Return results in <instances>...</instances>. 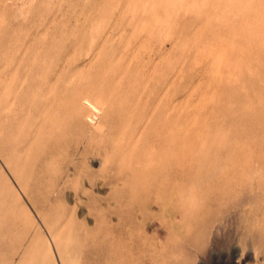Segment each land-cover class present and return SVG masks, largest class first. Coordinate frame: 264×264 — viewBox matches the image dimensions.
<instances>
[{"label": "rangeland", "instance_id": "374dc122", "mask_svg": "<svg viewBox=\"0 0 264 264\" xmlns=\"http://www.w3.org/2000/svg\"><path fill=\"white\" fill-rule=\"evenodd\" d=\"M0 76V264H264V0H0Z\"/></svg>", "mask_w": 264, "mask_h": 264}, {"label": "bare ground", "instance_id": "6f19581e", "mask_svg": "<svg viewBox=\"0 0 264 264\" xmlns=\"http://www.w3.org/2000/svg\"><path fill=\"white\" fill-rule=\"evenodd\" d=\"M102 41H103V40H102ZM22 46H23V45H21V47H22ZM23 48H25V46H24ZM26 48H27V47H26ZM26 48H25V49H26ZM18 49H19V47H18ZM27 49H28V48H27ZM20 50H21V49H20ZM28 51H29V50H28ZM94 51H95V50H94ZM24 52H25V51H24ZM94 53H95V52H94ZM94 53H93V54H94ZM130 53H131V52H130ZM26 54H28V52H27ZM96 54H97V53H96ZM29 55H31V54H29ZM91 55H92V54H91ZM122 55H126V53H125V54L123 53ZM24 56H25V55H24ZM27 56H28V55H27ZM96 56H97V55H96ZM34 57H36V56L34 55ZM40 57H41V56H40ZM127 57H128V56H127ZM32 58H33V57H31V60L34 59V58H33V59H32ZM36 58H37V57H36ZM38 58H39V56H38ZM122 58H123V57H122ZM24 59H25V58H24ZM26 59H27V58H26ZM133 59H134V58H133ZM135 59H136V58H135ZM146 59H147V58H146ZM27 60H28V59H27ZM31 60H30V61H31ZM39 60H41V58H40ZM54 60H55V59H54ZM64 60H65V59H64ZM66 60L68 61L67 58H66ZM113 60H114V59H113ZM149 60H150V59H149ZM16 61H17V60H16ZM21 61H22V60H21ZM21 61H20V63H21ZM24 61H25V60H24ZM30 61H28V62H30ZM34 61H35V60H34ZM37 61H38V60H37ZM43 61H44V60H43ZM43 61H42V62H43ZM51 61H52V60H51ZM114 61H115V60H114ZM122 61H123V60H122ZM128 61H129V60H128ZM146 61H147V60H146ZM17 62H18V61H17ZM25 62H26V61H25ZM25 62H24V65L26 64V65H27L26 67H28V64L25 63ZM40 62H41V61H40ZM40 62H39V63H40ZM45 62H46V63H49L50 61H49V62L45 61ZM45 62L42 63V64H46ZM58 62H59V61H58ZM117 62H118V61H117ZM117 62H116V63H117ZM123 62H124V61H123ZM151 62H152V61H151ZM10 63H11V62H10ZM10 63H9V64H10ZM12 63H13V62H12ZM12 63H11V65H13ZM15 63H16V62H15ZM60 63H61V62H60ZM68 63H69V62H68ZM125 63H126V62H125ZM16 64H17V63H16ZM18 64H19V63H18ZM35 64H36V62H35ZM50 64H51V63H50ZM63 64H64V63H63ZM65 64H66V62H65ZM109 64H110V63H109ZM119 64H120V63H119ZM121 64H122V63H121ZM126 64L129 65L128 62H127ZM126 64H125V65H126ZM144 64H145V63H144ZM19 65H21V64H19ZM30 65H31V63H30ZM38 65L43 66V65H41V64H38ZM57 65H58V64H57ZM67 65H68V64H67ZM112 65H113V64H112ZM115 65H116V64H115ZM117 65H118V64H117ZM117 65H116V66H117ZM125 65H124V66H125ZM31 66L33 67V65H31ZM36 66H37V65H36ZM50 66H51V65H50ZM64 66H65V65H64ZM129 66H130V65H129ZM10 67H11V66H10ZM18 67H22V66H18ZM18 67H17V68H18ZM45 67H46V66H45ZM45 67H42V68L46 69ZM55 67H56V66H55ZM61 67H63V66L61 65ZM69 67H70V66H69ZM108 67H109V66H108ZM127 67H128V66H127ZM38 68H39V67H38ZM111 68H112V67H111ZM111 68H110V69H111ZM116 68H117V67H116ZM116 68H115V69H116ZM146 68H147V67H146ZM146 68H145V69H146ZM11 69H12V68H11ZM11 69H10V70H11ZM31 69H32V68H31ZM31 69H30V70H31ZM34 69H35V68H34ZM34 69H33V70H34ZM53 69H54V68H53ZM63 69H64V68H63ZM107 69H108V68H107ZM119 69H120V67H119ZM135 69H136V68H135ZM137 69H138V67H137ZM147 69H148V68H147ZM8 70H9V68H8ZM40 70H41V69H40ZM42 70H43V69H42ZM42 70H41V71H42ZM47 70H48V68H47ZM49 70H50V69H49ZM49 70H48V71H49ZM55 70H56V69H55ZM60 70L62 71V69H60ZM64 70H65V69H64ZM64 70H63V72H64ZM67 70L69 71V69H66V72H67ZM128 70H129V68H128ZM138 70H139V69H138ZM138 70H137V71H138ZM148 70L150 71V69H148ZM11 71H12V70H11ZM25 71H26V73L28 72L27 69H26ZM36 71H37V70H36ZM43 71H44V70H43ZM43 71H42V72H43ZM106 71H107V70H106ZM106 71H103V72L105 73ZM113 71H114V70H113ZM119 71H120V70H119ZM126 71H127V69H126ZM8 72H9V71H8ZM29 72H30V71H29ZM31 72H32V71H31ZM38 72H39V71H38ZM56 72H57V71H56ZM59 72H60V71H59ZM74 72L76 73L77 71H74ZM111 72H112V71H111ZM111 72H110V73H111ZM116 72H118V70H117ZM147 72H148V71H147ZM10 73H11V72H10ZM47 73H48V72H47ZM47 73H46V75H47ZM51 73H52V72H50V74H51ZM60 73H61V72H60ZM78 73H79V72H77L76 74L78 75ZM112 73H113V72H112ZM121 73H123V71H121ZM126 73H127V72H126ZM140 73H141V72H140ZM149 73H150V72H149ZM151 73H152V72H151ZM30 74H31V73H30ZM30 74L27 73V75H30ZM34 74H35V73H34ZM39 74H41V73L39 72ZM42 74H43V73H42ZM44 74H45V71H44ZM48 74H49V73H48ZM50 74H49V75H50ZM63 74H65V72H64ZM71 74H72V73H71ZM73 74H74V73H73ZM73 74H72V76L75 75V74H74V75H73ZM79 74H80V73H79ZM81 74H82V73H81ZM81 74H80V75H81ZM102 74H103V73H102ZM130 74H131V73H130ZM49 75H48V76H49ZM58 75H59V74H58ZM84 75H85V74H84ZM106 75H107V74H106ZM112 75H114V74H112ZM124 75H125V72H124L123 75L121 74L120 76L123 77ZM126 75H127V74H126ZM132 75H133V73H132ZM134 75H136V74H134ZM138 75H139V74H138ZM138 75H137V76H138ZM141 75H142V73H141ZM148 75H149V74H148ZM151 75H152V74H151ZM151 75H150V76H151ZM8 76H9V75H8ZM40 76L43 77V75H40ZM50 76H52V75H50ZM50 76H49V77H50ZM69 76H70V75H69ZM75 76H76V75H75ZM75 76H74V78H75ZM0 77H1V76H0ZM2 77H3V75H2ZM23 77H26V76H23ZM53 77H54V76H53ZM55 77H56V76H55ZM65 77H66V76H65ZM80 77H81V76H80ZM80 77H78V79H79ZM91 77H92V76H91ZM97 77H98V76H97ZM116 77H117V76H116ZM134 77H135V76H134ZM145 77H146V76H145ZM33 78H34V77H33ZM46 78H47V77H46ZM60 78H61V77H60ZM71 78H72V77H71ZM83 78H84V76H83ZM89 78H90V77H89ZM112 78H115V77H112ZM112 78H111V79H112ZM118 78H119V77H118ZM118 78H117V79H118ZM135 78H136V77H135ZM140 78H142V77H140ZM143 78H144V77H143ZM146 78H147V77H146ZM0 79H2V78H0ZM6 79H7V78H6ZM30 79H31V78H30ZM50 79H51V78H50ZM53 79H54V78H53ZM53 79H52V80H53ZM57 79H59V76H58ZM61 79H62V78H61ZM68 79H69V78H68ZM76 79H77V78H76ZM81 79H82V78H81ZM108 79H109V78H108ZM120 79H121V77H120ZM130 79H131V78H130ZM26 80H28V78H26ZM41 80H43V79H41ZM47 80H48V79H47ZM62 80H64V78H63ZM69 80H70V79H69ZM85 80H86V78L83 80V82H84ZM88 80H89V79H88ZM122 80H124V79H122ZM139 80H140V79H139ZM145 80H146V79H145ZM21 81H23L22 78H21ZM21 81H20V82H21ZM28 81H29V80H28ZM33 81H34V79H33ZM35 81H36V80H35ZM37 81H38V80H37ZM37 81H36V82H37ZM43 81H44V80H43ZM45 81H46V80H45ZM55 81H56V79H55ZM57 81H58V80H57ZM76 81H77V80H76ZM79 81H80V80H79ZM106 81H107V80H106ZM115 81H116V80H115ZM115 81H114V82H115ZM118 81H119V80H118ZM141 81H142V80H141ZM11 82H12V81H11ZM20 82H19V83H20ZM25 82H26V81H25ZM30 82H31V81H30ZM48 82H49V81H48ZM50 82H51V81H50ZM59 82H60V81H59ZM77 82H78V81H77ZM80 82H81V81H80ZM111 82H112V81H111ZM146 82H147V81H146ZM2 83H4V81H3ZM2 83H1V84H2ZM31 83H32V82H31ZM46 83H47V81H46ZM46 83H45V84H46ZM60 83H61V82H60ZM65 83H66V82H65ZM65 83H64V84H65ZM70 83H71V82H70ZM72 83H73V82H72ZM74 83H75V82H74ZM84 83H85V82H84ZM101 83H102V82H101ZM117 83H118V82H117ZM119 83H120V82H119ZM122 83H123V82H122ZM138 83H139V82H138ZM143 83H144V82H143ZM1 84H0V85H1ZM16 84H17V83H16ZM21 84H22V83H21ZM28 84H29V83H28ZM38 84H40V83H38ZM50 84H51V83H50ZM64 84H63V85H64ZM87 84H88V83H87ZM90 84H91V83H90ZM96 84H97V83H96ZM120 84H121V83H120ZM120 84H119V85H120ZM125 84H126V83H125ZM132 84H133V83H132ZM9 85H10V84H9ZM9 85L7 84V86H9ZM13 85H14V84H13ZM13 85H12V86H13ZM23 85H24V83L22 84V86H23ZM31 85H32V84H30L29 87H30ZM42 85H43V84H42ZM46 85H47V84H46ZM52 85H53V84H52ZM54 85H55V84H54ZM61 85H62V84H61ZM76 85H77V84H76ZM76 85H75V86H76ZM109 85H110V83H109ZM142 85H143V84H142ZM144 85H145V84H144ZM7 86H6V87H7ZM17 86H18V84H17ZM49 86H50V85H49ZM49 86H47V87H49ZM72 86H73V85H72ZM101 86H102V85H101ZM111 86H113V84H111ZM114 86H115V85H114ZM167 86H168V85H167ZM9 87H10V86H9ZM18 87H19V86H18ZM32 87H33V86H32ZM32 87H30V88H32ZM42 87H44V86H42ZM47 87H46V88H47ZM51 87H53V86H51ZM55 87H56V86H55ZM78 87H79V86H78ZM83 87H85V86H83ZM83 87H81V88L83 89ZM108 87H109V86H108ZM115 87H116V86H115ZM130 87H132V86L130 85ZM135 87H136V86H135ZM146 87H147V86H146ZM3 88H5V87H3ZM7 88H8V87H7ZM13 88H15V87H13ZM20 88H21V87H20ZM58 88H59V86H58ZM62 88H63V87H62ZM64 88H66V87H64ZM89 88H90V87H89ZM110 88H111V87H110ZM112 88H113V87H112ZM112 88H111V89H112ZM116 88H118V87H116ZM119 88H120V87H119ZM132 88H133V87H132ZM23 89H24V88H23ZM27 89H28V86H27ZM34 89H35V88H33V90H34ZM40 89H41V88H40ZM48 89H50V88H48ZM48 89H47V90H48ZM52 89H53V88H52ZM54 89H55V88H54ZM56 89H57V88H56ZM56 89H55V90H56ZM72 89H73V88H72ZM114 89H115V88H114ZM114 89H113V91H114ZM133 89H134V88H133ZM164 89H165V88H164ZM168 89H169V88H168ZM12 90H13V89H12ZM16 90H17V89H16ZM16 90H13V91H11V92H14V91H16ZM35 90H36V89H35ZM38 90H39V89H38ZM41 90L43 91V89H41ZM50 90H51V89H50ZM50 90H49V91H50ZM67 90H68V92H70L69 90H71V89H70V88H69V89L67 88ZM76 90H78V89H76ZM83 90H84V89H83ZM94 90H95V89H94ZM96 90H97V89H96ZM106 90H107V88H106ZM108 90H109V89H108ZM139 90H140V89H139ZM0 91H1V90H0ZM4 91H6V90H4ZM8 91H9V88H8ZM8 91H7L6 93H8ZM21 91H22V90H21ZM26 91H27V90H25V92H26ZM51 91L53 92V90H51ZM63 91H66V90H65V89L62 90V94H63ZM71 91H72V90H71ZM80 91H81V89H80ZM85 91H86V90H85ZM91 91H92V90H91ZM115 91H116V90H115ZM115 91H114V93H117V92H118V90H117L116 92H115ZM127 91H128V90H127ZM127 91H126V93H128ZM11 92H10V93H11ZM18 92H19V91H18ZM28 92H29V91H28ZM37 92H38V91H37ZM39 92H40V91H39ZM72 92H73V91H72ZM74 92H75V91H74ZM86 92H87V91H86ZM88 92H89V91H88ZM88 92H87V93H88ZM108 92H109V91H108ZM110 92H112V90H110ZM120 92H121V90H120ZM122 92H125V91L122 90ZM134 92H135V91H134ZM142 92H143V91H142ZM144 92H145V91H144ZM166 92H167V91H166ZM23 93H24V92H23ZM35 93H36V92H35ZM57 93H58V92L56 91V94H55V95H58ZM77 93H79V91H77ZM89 93H90V92H89ZM2 94H3V92H2ZM2 94H1V95H2ZM14 94H15V93H14ZM44 94H45V91H44ZM44 94L42 93L41 96L43 97ZM48 94H49V92H48ZM68 94L71 95L70 93H68ZM107 94H108V93H107ZM107 94H106V95H107ZM109 94H110V93H109ZM112 94H113V92H112ZM119 94H121V93H119ZM10 95H11V94H10ZM24 95H25V94H24ZM28 95H29V94H28ZM38 95H39V94H38ZM46 95H47V93H46ZM60 95H61V94H60ZM73 95H74V94H73ZM76 95H77V94H76ZM89 95H90V94H89ZM97 95H98V94H97ZM125 95H126V94H125ZM127 95H129V94H127ZM127 95H126V96H127ZM130 95H131V94H130ZM130 95H129V96H130ZM26 96H27V95H26ZM36 96H37V95H36ZM41 96H40V97H41ZM63 96H64V95H63ZM63 96H62V97H63ZM116 96H117V95H116ZM121 96H123V95H121ZM121 96H120V98H123V99H124V97H121ZM145 96H146V95H145ZM1 97H2V96H1ZM17 97L19 98V96H17ZM33 97H34V96H33ZM56 97H57V96H56ZM60 97H61V96H60ZM64 97H65V96H64ZM72 97H73V96H72ZM82 97H83V96H82ZM110 97H111V95H110ZM134 97H137V96L135 95ZM138 97H139V96H138ZM8 98H9V97H8ZM15 98H16V97H15ZM20 98H22V96H21ZM23 98H24V97H23ZM25 98H26V97H25ZM28 98H30V97H28ZM36 98H37V97H36ZM43 98H45V96H44ZM53 98H54V97H53ZM78 98H79V97H78ZM86 98L89 99V97H86ZM99 98H100V97H99ZM13 99H14V98H13ZM30 99H31V98H30ZM30 99H29V100H30ZM32 99H33V98H32ZM38 99L41 100V98H39V97H38ZM50 99L52 100V98H50ZM65 99H66V98H65ZM76 99H77V98H76ZM79 99H80V98H79ZM95 99H96V98H95ZM108 99H109V98H108ZM110 99H111V98H110ZM131 99H132V98H131ZM135 99H136V98H135ZM135 99H134V100H135ZM11 100H12V99H11ZM11 100H10V101H11ZM16 100H19V99H16ZM20 100H21V99H20ZM26 100H27V99H26ZM44 100H45V101H46V100L49 101L47 98L44 99ZM59 100H60V99H59ZM59 100H57V101L59 102ZM61 100L63 101V99H61ZM73 100H74V99H73ZM116 100H117V99H116ZM144 100H146V99H144ZM167 100H168V99H167ZM22 101H23V100H22ZM32 101H33V100H32ZM47 101H46V103H48ZM98 101H99V100H98ZM113 101H114V100H113ZM124 101H125V99H124ZM128 101H129V98H128ZM155 101H156V100H155ZM157 101H158V100H157ZM160 101H161V100H160ZM165 101H166V100H165ZM18 102H20V101H18ZM24 102H25V99H24ZM26 102H27V101H26ZM36 102H37V100H36ZM41 102H43V101H41ZM53 102H54V101H53ZM55 102H56V101H55ZM81 102H82V101H81ZM96 102H97V99H96ZM105 102H106V101H105ZM125 102H126V101H125ZM130 102H131V101H130ZM137 102H138V101H137ZM137 102H136V103H137ZM141 102L143 103V101H141ZM145 102H146V101H145ZM158 102H159V101H158ZM1 103H2V101H1ZM29 103H30V102H29ZM34 103H35V102H32V103H31V104H33L32 106H34ZM84 103H86V101H85ZM98 103H99V102H98ZM112 103H113V102H112ZM128 103H129V102H128ZM134 103H135V102H134ZM155 103H156V102H155ZM155 103H154V104H155ZM159 103H160V102H159ZM166 103H167V102H166ZM8 104H9V106H10V105L13 104V103H11V102L9 103V102H8ZM15 104H16V103H15ZM19 104H20V103H19ZM19 104H18V105H19ZM23 104H24V103H23ZM25 104H26V103H25ZM25 104H24V105H25ZM27 104H28V102H27ZM35 104H36V103H35ZM39 104H40V103H39ZM39 104L37 103V105H39ZM51 104H52V103H51ZM53 104H55V103H53ZM53 104H52V105H53ZM72 104H73V103H72ZM91 104H92V103H91ZM91 104H88V106H89V108L92 110V115L89 116V117H87V119H85V120H86V122H87L88 124H91V125H92V124H95L94 121L96 120V115H98V110L94 107L96 104H95L94 106L91 105ZM101 104H102V103H101ZM110 104H111V103H110ZM115 104H116V103H115ZM120 104H121V103H120ZM122 104H123V103H122ZM126 104H127V103H125V105H126ZM132 104H133V103H132ZM132 104H131V105H132ZM143 104H144V103H143ZM143 104H142V106H143ZM145 104H146V103H145ZM160 104H161V103H160ZM1 105H2V104H1ZM1 105H0V106H1ZM3 105H4V104H3ZM37 105H36V106H37ZM40 105H41V104H40ZM43 105H44V104H43ZM43 105H42V106H43ZM45 105H47V104H45ZM60 105H61V104H60ZM60 105H58V106H60ZM68 105H69V104H68ZM74 105H76V104H74ZM79 105H80V104H79ZM99 105H100V104H99ZM102 105H103V104H102ZM131 105H129V106H131ZM135 105H136V107H137V104H135ZM135 105H134V106H135ZM161 105H162V104H161ZM169 105H170V104H169ZM21 106H22V102H21ZM21 106H20V107H21ZM30 106H31V105H30ZM48 106H49V105H48ZM54 106H55V105H54ZM56 106H57V105H56ZM80 106H81V105H80ZM116 106H118V105H116ZM139 106H140V105H139ZM142 106H141V107H142ZM157 106H158V105H157ZM2 107H4V106H2ZM15 107L17 108V106H15ZM15 107L12 106L11 108L14 109ZM18 107H19V106H18ZM24 107H25V106H24ZM39 107H40V106H39ZM51 107H52V106H51ZM62 107L64 108V106H62ZM65 107H66V106H65ZM106 107H107V106H106ZM126 107H127V106H126ZM136 107H135V108H136ZM165 107H166V106H165ZM167 107H168V106H167ZM0 108H1V107H0ZM8 108H9V107H8ZM27 108H28V107H27ZM35 108H37V107H35ZM35 108H34V110H35ZM41 108H43V107H41ZM41 108H40V109H41ZM45 108H46V106H45ZM45 108H44V109H45ZM49 108H50V107H49ZM55 108H57V107H55ZM81 108H82V107H81ZM84 108L86 109V107H84ZM100 108H101V107H100ZM100 108H99V109H100ZM103 108L105 109V106H104ZM128 108H129V107H128ZM149 108H150V107H149ZM151 108H152V107H151ZM155 108H156V107H155ZM163 108H164V106H163ZM3 109H4V108H3ZM5 109H7V108L5 107ZM21 109H22V108H21ZM25 109H26V108H25ZM31 109L33 110V107H32ZM37 109H38V108H37ZM51 109H52V108H51ZM57 109H59V108H57ZM66 109H67V108H66ZM79 109H80V108H79ZM82 109H83V108H82ZM129 109H130V108H129ZM132 109H133V106H132ZM169 109H170V107L168 108V110H169ZM0 110H1V109H0ZM15 110H16V109H15ZM26 110H28V112H29V109H26ZM26 110H25V112H26ZM38 110H39V109H38ZM42 110H43V109H42ZM42 110H41V111H42ZM47 110H48V109H47ZM49 110H50V109H49ZM49 110H48V111H49ZM80 110H81V109H80ZM126 110H127V109H126ZM126 110H125V111H126ZM140 110H141V112L139 111V112H140V113H138L139 115H140L141 113H143V112H142V109H140ZM156 110H157V109H156ZM156 110H155V112H156ZM168 110H167V112H169ZM1 111H2V110H1ZM53 111H54V110H53ZM58 111H60V110H58ZM62 111H64V109H63ZM81 111H83V110H81ZM87 111H88V110H87ZM125 111H124V112H125ZM128 111H129V110H128ZM135 111H136V109L134 110V112H135ZM153 111H154V110H153ZM8 112H10V111H8ZM12 112H13V111H12ZM21 112H22V111H21ZM25 112H22L21 114H23V113H25ZM51 112H52V111H51ZM54 112H55V114L53 113V115L56 116V111H54ZM77 112H78V111H77ZM85 112H86V111H85ZM129 112H130V111H129ZM134 112H133V113H134ZM137 112H138V111H137ZM150 112H151V111H150ZM165 112H166V111H165ZM1 113L3 114V112H0V114H1ZM14 113H15V112H14ZM19 113H20V110H18V114H19ZM29 113H30V112H29ZM29 113H28V114H29ZM37 113H38V112H37ZM43 113H44V111H43ZM64 113H65V112H64ZM78 113H79V112H78ZM107 113H108V112H107ZM153 113H154V112H153ZM162 113H163V112H162ZM170 113H171V112H170ZM2 114H1V116H4V115H2ZM8 114H9V113H8ZM12 114H13V113H12ZM12 114H11V115H12ZM25 114H27V113H25ZM31 114H32V113H31ZM31 114H29V115H31ZM47 114H48V113H47ZM65 114H66V113H65ZM75 114H76V113H75ZM75 114H74V115H75ZM87 114H88V112H87ZM130 114H131V113H129V115H130ZM136 114H137V113H136ZM149 114H150V113H149ZM151 114H152V113H151ZM154 114H155V113H154ZM154 114H152V115H154ZM164 114L167 116L166 113H164ZM29 115H27V117H28ZM36 115H37V114H36ZM45 115H46V114H45ZM51 115H52V113H51ZM53 115H52V116H53ZM57 115H58V114H57ZM121 115H122V114H121ZM121 115H120V116H121ZM125 115H126V114H125ZM133 115H134V114H133ZM170 115H171V114H170ZM18 116H19V115H18ZM31 116H32V117H31ZM31 116H30V117L34 119V117H33L34 114L31 115ZM47 116H48V115H46V117H47ZM49 116H50V114H49ZM52 116H51V117H52ZM84 116H85V115H84ZM122 116H123V115H122ZM145 116H148V115H145ZM150 116H151V115H149V117H150ZM156 116H157V115H156ZM21 117H22V116H21ZM77 117H78V116H77ZM85 117H86V116H85ZM126 117H128V116L126 115ZM129 117L131 118V115H130ZM129 117H128V118H129ZM134 117L136 118V117H138V116H134ZM168 117H169V114H168ZM5 118H6V117H5ZM10 118H11V117H10ZM23 118L25 119L24 116H23ZM23 118H22V120L24 121ZM56 118H57V117H56ZM79 118H81V117H79ZM98 118H100V117L98 116ZM98 118H97V120H98ZM150 118H151V117H150ZM152 118H153V117H152ZM12 119H13V118H12ZM14 119H15V117H14ZM17 119H19V118H17ZM28 119H29V118H28ZM52 119H53V118H52ZM59 119H60V118H59ZM136 119H137V118H136ZM136 119H135V120H136ZM164 119H166V117H165ZM2 120H3V118H2ZM5 120H6V119H5ZM7 120H8V119H7ZM34 120H35V119H34ZM34 120H33V121H34ZM45 120H46V119H45ZM48 120H49V118H48ZM50 120H51V119H50ZM62 120H64V119H62ZM102 120H103V119H102ZM124 120H126V119H124ZM128 120H129V119H128ZM132 120H133V119H132ZM150 120L152 121V119H150ZM10 121H11V119H10ZM33 121H32V122H33ZM40 121H42V120L40 119ZM43 121H44V120H43ZM59 121H61V120H59ZM133 121H134V120H133ZM144 121H145V120H144ZM146 121H147V120H146ZM0 122H1V121H0ZM5 122H6V121H5ZM5 122L3 121V123H5ZM13 122H14V121H13ZM18 122H21V120L18 121ZM18 122H17V123H18ZM24 122H26V121H24ZM32 122H31V125H32ZM75 122H76V121H75ZM86 122L84 121V123H86ZM104 122H105V121H104ZM129 122H131V121H129ZM135 122H136V121H135ZM138 122H139V121H138ZM10 123H12V122H10ZM15 123H16V122H15ZM15 123H14V124H15ZM17 123H16V124H17ZM40 123H41V122H40ZM40 123H38V124L41 125ZM45 123H46V121H45ZM49 123H50V121L48 122V124H49ZM53 123H54V122H53ZM59 123H60V122H59ZM143 123H144V122H143ZM143 123H142V124H143ZM16 124H15V125H16ZM22 124H23V123H22ZM60 124H61V123H60ZM149 124H150V123H149ZM0 125H2V122H1ZM7 125H8V124H7ZM18 125H19V123H18ZM18 125H17V126H18ZM33 125H34V122H33ZM39 125H38V126H39ZM44 125H45V124H44ZM51 125H52V124H51ZM54 125H55V124H54ZM57 125H58V124H57ZM68 125H69V124H68ZM95 125H96V124H95ZM95 125H94V126H95ZM127 125H128V124H127ZM4 126H5V125H4ZM20 126H21V124H20ZM22 126H23V125H22ZM25 126H26V125H24L23 127H25ZM29 126H30V125H29ZM41 126H42V125H41ZM45 126H46V125H45ZM52 126H53V125H52ZM121 126H122V125H121ZM146 126H147V125H146ZM148 126H149V125H148ZM2 127H3V126H1V128H2ZM9 127H11V126H8V128H9ZM23 127H22V128H23ZM39 127H40V126H39ZM42 127H43V126H42ZM42 127H41V130H42ZM90 127H91V126H89V128H90ZM95 127H97V126H95ZM98 127H99V126H98ZM98 127H97V128H98ZM142 127H143V126H142ZM1 128H0V129H1ZM4 128H5V127H4ZM18 128H19V126H18ZM26 128H27V127H26ZM28 128H31V127H28ZM57 128H58V127H57ZM91 128H92V127H91ZM121 128H122V127H121ZM140 128H141V127H140ZM145 128H146V127H145ZM35 129H37V128H34V130H35ZM51 129H52V128H51ZM51 129H50V128H49V129L47 128L48 131L51 130ZM94 129H95V128H94ZM169 129H170V128H169ZM2 130H4V129H2ZM2 130H1V132H2ZM10 130H11V129H10ZM14 130H16V129H14ZM41 130H40V128H39V131H40V132H42ZM43 130H44V129H43ZM60 130H61V129H59V131H60ZM95 130H96V129H95ZM121 130H122V129H121ZM135 130H136V129H135ZM6 131H7V130H6ZM6 131H5V132H6ZM20 131H22V129H21ZM26 131H28V129H27ZM30 131H31V130H30ZM32 131H33V130H32ZM35 131H36V130H35ZM51 131H53V130H51ZM89 131H90V130H89ZM98 131H99V130H98ZM98 131H97V132H98ZM10 132H11V131H10ZM10 132H8V133H10ZM12 132H13V130H12ZM12 132H11V134H12ZM43 132H44V131H43ZM45 132H46V131H45ZM85 132H86V131H85ZM94 132H95V131H94ZM100 132H101V131H100ZM136 132H137V131H136ZM136 132H135V133H136ZM138 132H139V130H138ZM138 132H137V133H138ZM143 132H145L144 129H143ZM143 132H142V133H143ZM15 133H16V131H15ZM27 133L29 134V131H28ZM32 133H33V132H32ZM47 133H48V132H47ZM51 133H52V132H51ZM55 133H56V132H55ZM133 133H134V132H133ZM135 133H134V134H135ZM0 134H1V133H0ZM2 134H3V133H2ZM17 134H18V130H17L16 135H17ZM34 134L36 135V132H35ZM34 134H33V135H34ZM39 134H40V133H39ZM99 134H100V133H99ZM140 134H141V132H140ZM4 135H5V133H4ZM8 135H9V134H8ZM19 135H20V134H19ZM19 135H18V136H19ZM26 135H27V134H25V136H26ZM35 135H34V136H35ZM45 135H47V134H45ZM48 135L50 136L49 133H48ZM117 135H119V134H117ZM122 135H125V134H122ZM142 135H143V134H142ZM18 136H17V138H18ZM29 136H31V135H29ZM37 136H38V134H37ZM37 136H36V137H37ZM39 136H41V135H39ZM39 136H38V137H39ZM42 136H44V135H42ZM42 136H41V137H42ZM53 136H54V135H53ZM56 136H57V135H56ZM72 136H73V135H72ZM131 136H132V135H131ZM14 137H15V136H14ZM19 137L21 138V136H19ZM23 137H24V136H23ZM32 137H33V136H32ZM32 137H31V138H32ZM41 137H40V139H41ZM44 137H45V136H44ZM44 137H43V138H44ZM46 137H47V136H46ZM51 137H52V136H51ZM51 137H50V138H51ZM118 137H119V136H118ZM132 137H133V136H132ZM138 137H139V135H138ZM1 138H2V137H1ZM11 138L13 139L12 136H11ZM24 138H25V137H24ZM100 138H101V136H100ZM119 138H120V137H119ZM119 138H117V139H119ZM133 138H134V137H133ZM4 139H5V137H4ZM7 139L9 140V138H7ZM15 139H16V138H15ZM33 139H34V137H33ZM45 139H46V138H45ZM47 139H48V138H47ZM53 139H54V138H53ZM53 139H52V140H53ZM56 139H57V138H56ZM69 139H70V138H69ZM128 139H129V138H128ZM135 139L137 140V137H136ZM5 140H6V139H5ZM10 140H11V139H10ZM25 140H26V139H25ZM35 140H36V139H35ZM38 140H39V139H38ZM38 140H37V142H39ZM63 140H64V138H63ZM77 140H79V139H77ZM120 140H121V139H120ZM129 140H130V139H129ZM129 140H128V141H129ZM11 141H12V140H11ZM15 141H16V140H15ZM15 141H12V142L16 143ZM23 141H24V140H23ZM48 141H49V140H48ZM48 141L46 140V143H47ZM54 141H55V140H54ZM86 141H87V140H86ZM88 141H89V138H88ZM100 141H101V140H100ZM102 141H103V140H102ZM131 141H134V140L132 139ZM5 142H6V141H4V143H5ZM26 142H29V141H26ZM33 142H34V141H33ZM43 142H44V141H43ZM135 142H136V141H135ZM14 143H12V144H14ZM30 143H31V140H30ZM76 143H77V142H76ZM78 143H79V142H78ZM80 143H81V141H80ZM103 143H104V142H102V144H103ZM113 143H114V142H113ZM130 143H131V142H130ZM7 144H8V143H7ZM10 144H11V142H10ZM19 144H20V142H19ZM21 144L24 145L23 143H21ZM27 144H28V143H27ZM27 144H26V145H27ZM36 144L38 145V143H36ZM36 144H34V145L36 146ZM49 144H50V143H49ZM116 144H117V143H116ZM116 144H115V146H116ZM118 144H119V143H118ZM125 144H126V143H125ZM136 144H137V143H136ZM16 145H17V144H16ZM16 145H15V146H16ZM30 145H31V144H30ZM30 145H29V146H30ZM39 145H40V144H39ZM39 145H38V146H39ZM89 145H90V143H89ZM120 145H121V144H120ZM15 146H12V147H15ZM29 146H28V147H29ZM31 146H33V145H31ZM43 146H44V145H43ZM75 146H76V145H75ZM112 146H113V145H112ZM115 146H114V147H115ZM126 146H127V145H126ZM132 146H133V145H132ZM132 146H131V147H132ZM4 147H5V146H4ZM17 147H19V146H17ZM24 147L26 148L25 145H24ZM40 147H41V146H40ZM46 147H47V146H46ZM114 147H113V148H114ZM116 147H117V146H116ZM129 147H130V145H129ZM134 147H135V145H134ZM6 148H7V147H6ZM6 148H5V149H6ZM34 148H35V147H34ZM43 148H44V147H43ZM78 148H79V147H78ZM127 148H128V147H127ZM127 148H126V149H127ZM15 149H16V148H15ZM15 149H12V150H15ZM19 149H20V148H19ZM19 149H18V151H19ZM23 149H24V148H23ZM31 149H33V148H31ZM31 149H30V150H31ZM131 149H133V148H131ZM6 150H7V149H6ZM12 150H11V151H12ZM16 150H17V149H16ZM24 150H25V149H24ZM26 150H27V149H26ZM37 150H38V149H37ZM41 150H43V149H41ZM44 150H45V149H44ZM112 150H113V149H112ZM112 150H111V151H112ZM134 150H135V149H134ZM11 151H10V152H11ZM22 151H23V150L20 151V154H21ZM27 151H29V150H27ZM38 151H39V150H38ZM67 151H68V150H67ZM114 151H115V150H114ZM121 151H122V150H121ZM131 151H132V150H131ZM10 152H9V153H10ZM16 152H17V151H16ZM23 152H24V151H23ZM32 152H33V151H32ZM34 152H35V151H34ZM42 152H43V151H42ZM132 152H133V151H132ZM5 153H6V152H5ZM18 153H19V152H18ZM27 153H28L27 156H29V153H31V152L29 151V152H27ZM39 153H40V152H39ZM57 153H58V152H57ZM65 153H66V152H65ZM119 153H121V152H119ZM125 153H127V152H125ZM125 153H123V154H125ZM130 153H131V152H130ZM11 154H12V152H11ZM24 154H25V153H23L22 157H24ZM33 154H34V153H33ZM55 154H56V153H55ZM58 154H60V153H58ZM66 154H67V153H66ZM73 154H74V153H73ZM123 154H122V155H123ZM3 155H4V154H3ZM5 155H6V154H5ZM9 155H10V154H9ZM9 155H8V156H9ZM30 155H31V154H30ZM35 155H36V154H35ZM41 155H42V153H41ZM10 156H11V155H10ZM14 156H15V155H14ZM56 156H57V155H56ZM64 156H65V154H64ZM76 156H77V155H76ZM11 157H12V156H11ZM25 157H26V156H25ZM34 157H35V156H34ZM38 157H39V156H38ZM45 157H46V156H45ZM67 157H68V155H67ZM5 158H7V157H5ZM15 158H17V155H16L14 158H10V159H14V160H15ZM18 158H20V156H19ZM31 158H32V157H31ZM72 158H73V157H72ZM123 158H124V157H123ZM126 158H127V157H126ZM32 159H34V158H32ZM32 159H31V160H32ZM58 159H59V158H58ZM58 159H56V160L58 161ZM102 159H103V158H102ZM104 159H105V158H104ZM8 160H9V159H8ZM18 160H20V159H18ZM22 160H23V158H22ZM22 160H21V161H22ZM26 160H27V158H26ZM26 160H24V161H26ZM37 160H38V159H37ZM37 160H34V161H37ZM59 160H61V162H63V161H62V158L59 159ZM68 160H69V159H68ZM107 160H108V159H107ZM6 161H7V160H6ZM10 161H11V160H9V162H10ZM12 161H13V160H12ZM15 161H16V160H15ZM27 161H29V159H28ZM86 161H88V160L86 159ZM120 161H121V160H120ZM9 162H8L9 165L13 163V162H11V163H9ZM66 162H67V161H66ZM81 162H82V161H81ZM81 162H80V163H81ZM104 162H105V161H104ZM15 163H16V162H15ZM17 163H19V162H17ZM17 163H16V164H17ZM24 163H26V162H24ZM24 163H22V164H24ZM68 163H69V162H68ZM22 164H21V165H22ZM30 164H31V163H30ZM30 164H29V165H30ZM69 164H70V163H69ZM105 164H106V162H105ZM105 164H104V166L107 165V164H106V165H105ZM29 165H28V166H29ZM55 165H56V164H55ZM59 165H60V164H59ZM73 165H74V164H73ZM78 165H79V164H76L75 166H78ZM10 166H11V165H10ZM14 166H15V165H14ZM26 166H27V165H26ZM67 166H68V165H67ZM75 166H73V167H75ZM102 166H103V165H102ZM11 167H12V166H11ZM32 167H33V166H32ZM32 167H31V169H32ZM70 167H71V166H70ZM73 167H72V168H73ZM82 167H83V163H82ZM112 167H113V166H112ZM148 167H149V166H148ZM18 168H19V170H20L19 172H21L22 170L20 169V167H18ZM18 168H16V169H18ZM29 168H30V167H29ZM62 168H64V167H62ZM67 168H69V166H68ZM79 168H81V167L79 166ZM79 168H78V169H79ZM103 168H104V167H103ZM106 168H107V167H106ZM149 168H150V167H149ZM12 169H13V168H12ZM22 169H23V168H22ZM24 169H26V168L24 167ZM31 169H29V170L31 171ZM73 169H74V168H73ZM101 169H102V168H101ZM13 170H14V169H13ZM13 170H12V171H13ZM33 170H34V169H33ZM60 170H62V169H60ZM68 170H69V169H68ZM75 170H76V169H75ZM75 170H72V171L74 172ZM79 170H80V169H79ZM79 170H77V171L79 172ZM84 170H86V169H84ZM62 171H63V170H62ZM70 171H71V168H70ZM72 171H71V172H72ZM87 171H88V170H87ZM104 171H105V170H104ZM15 172H16V171H15ZM19 172H17V173H19ZM24 172H25V171L23 170V173H24ZM31 172H32V171H31ZM63 172H64V171H63ZM75 172H76V171H75ZM75 172H74V173H75ZM100 172H101V170H100ZM107 172H108V171H107ZM21 173H22V172H21ZM56 173H57V172H56ZM64 173H65V172H64ZM79 173H80V172H79ZM82 173H83V172H82ZM90 173H91V172H90ZM13 174H14V171H13ZM25 174L27 175V171L25 172ZM25 174H23V175H25ZM28 174H29V173H28ZM32 174H33V173H32ZM53 174H54V173H53ZM60 174H61V173H60ZM85 174L87 175V173H85ZM98 174H99V173H98ZM98 174H97V175H98ZM101 174H102V173H101ZM14 175H15V174H14ZM66 175H68V174L66 173ZM103 175H104V174H103ZM20 176H21V175H20ZM20 176H19V177H20ZM61 176H62V174H61ZM61 176H59V177H61ZM70 176H71V175H70ZM59 177H58V178H59ZM91 177H92V176H91ZM91 177H90V178H91ZM16 178L18 179L17 176H16ZM20 178H21V177H20ZM20 178H19V180L21 181L22 178H21V179H20ZM23 178H24V177H23ZM28 178H29V177H28ZM28 178L26 177L27 180H28ZM64 178H66V177H64ZM77 178H78V177H77ZM17 179H16V180H17ZM99 179H100V178H99ZM99 179H98V180H99ZM62 180H63V179H62ZM66 180H67V179H65V182H66ZM93 180H94V179H93ZM20 181H18V182H20ZM76 181H77V180H76ZM87 181H88V180H87ZM87 181H86V182H87ZM89 181H90V179H89ZM100 181H102V180L100 179ZM22 182H23V181H22ZM22 182H21V183H22ZM24 182H25V180H24ZM24 182H23V183H24ZM27 182H28V181H27ZM27 182H25V183H27ZM36 182H37V181H36ZM65 182H64V183H65ZM94 182H95V181H94ZM0 183H1V182H0ZM25 183H24V184H25ZM29 183H30V182H29ZM62 183H63V182H62ZM91 183H92V182H90V184H91ZM77 184H78V181H77ZM86 184H87V183H86ZM17 185H18V184H17ZM41 185H42V184H41ZM24 186H26V185H24ZM62 186H63V185H62ZM90 186H91V185H90ZM92 186H93V185H92ZM26 187H27V186H26ZM77 187H78V186H77ZM88 187H89V186H88ZM97 187H98V186H97ZM74 188H75V187H74ZM92 188H93V187H92ZM25 190H27V188H26ZM57 190H59V189H57ZM76 190H77V188H76ZM20 191L22 192V190H20ZM51 191H52V190H51ZM53 191H54V190H53ZM74 192H75V190H74ZM69 221H70V220H69ZM59 230H60V229H59ZM55 236H56V234H55ZM60 239H61V238H60Z\"/></svg>", "mask_w": 264, "mask_h": 264}]
</instances>
